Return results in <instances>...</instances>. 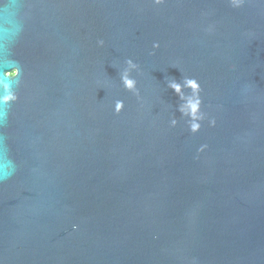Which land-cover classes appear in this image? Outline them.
Wrapping results in <instances>:
<instances>
[{
  "label": "water",
  "instance_id": "1",
  "mask_svg": "<svg viewBox=\"0 0 264 264\" xmlns=\"http://www.w3.org/2000/svg\"><path fill=\"white\" fill-rule=\"evenodd\" d=\"M15 3L0 264H264V0ZM184 77L201 86L195 134L167 87Z\"/></svg>",
  "mask_w": 264,
  "mask_h": 264
},
{
  "label": "clouds",
  "instance_id": "2",
  "mask_svg": "<svg viewBox=\"0 0 264 264\" xmlns=\"http://www.w3.org/2000/svg\"><path fill=\"white\" fill-rule=\"evenodd\" d=\"M159 3V0H156ZM243 0H231L233 6H239ZM10 8H17V3L12 0L11 3H5L4 0H0V12L5 16H8ZM102 45L103 41H99ZM158 47V45H154ZM126 67L120 72V80L126 90L138 95L137 82L131 77V72L138 68V65L133 60L128 59L125 61ZM7 87V86H6ZM167 87L172 89L174 93L179 97L181 103L178 105L177 110L181 113V117L185 118L188 123L189 131L193 134L199 132L201 129V123L205 119V114L202 112V99L200 96L201 86L195 78L184 77L181 82H177L175 79H169L167 81ZM188 90L186 93L185 90ZM124 107L123 101L115 102V110L119 112ZM178 120L173 117L171 119V126L175 127ZM209 123H214V120H209ZM7 176H0V180L7 179Z\"/></svg>",
  "mask_w": 264,
  "mask_h": 264
}]
</instances>
